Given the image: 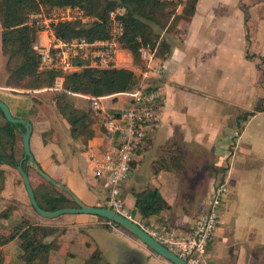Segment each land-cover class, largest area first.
Instances as JSON below:
<instances>
[{
  "label": "crops",
  "instance_id": "obj_1",
  "mask_svg": "<svg viewBox=\"0 0 264 264\" xmlns=\"http://www.w3.org/2000/svg\"><path fill=\"white\" fill-rule=\"evenodd\" d=\"M206 1L199 0L190 21H181L174 31L161 34L171 52L166 60L158 59L152 66L162 67L161 75L153 74L145 82H153L145 87H155L161 97L157 121L148 128L145 144L136 154L130 178L122 186L123 198L136 215L133 193L158 189L171 210L151 218L149 225L186 234L209 210L217 185L226 183L220 223L207 248L205 264H264V77L258 59L252 58H264V54L251 49L252 40L263 38L256 37L255 25L248 28L253 19H246L247 14L254 19L264 15V1L219 0L212 10ZM231 9H236L232 20L226 16ZM234 22L239 23L244 44L237 42L231 48L228 38L232 33L226 26ZM209 28L211 40L204 39L203 34ZM248 29L251 42L245 45ZM253 62L259 69H251ZM50 92L33 96H47L51 101ZM71 97L91 103L86 96ZM27 98L0 86V100L12 115L32 123L31 150L45 173L66 185L85 205L104 207L106 190L96 177L88 152L101 155L112 145L104 119L128 109L131 100L124 97L128 101L119 108L104 101L117 104L122 96L102 98L101 113L93 125L95 137L84 145L72 140L66 120H52V115L38 113L34 109L37 104ZM42 104L39 108L45 107ZM247 113L253 115L246 117ZM236 132L240 136L233 139ZM0 170V212L15 206L21 209V219L27 217L47 226L33 209L23 180L13 169L1 166ZM15 210L11 208L8 220ZM59 219L60 223L53 226L65 232L57 239L62 246L51 253L50 264H84L90 254L78 255L72 251L75 246L86 251L99 249L103 264H172L125 229L99 217L64 215ZM13 243L2 248L8 261L22 255L14 246L6 252Z\"/></svg>",
  "mask_w": 264,
  "mask_h": 264
},
{
  "label": "trees",
  "instance_id": "obj_2",
  "mask_svg": "<svg viewBox=\"0 0 264 264\" xmlns=\"http://www.w3.org/2000/svg\"><path fill=\"white\" fill-rule=\"evenodd\" d=\"M199 0H0V42L3 56L6 58V87L16 94L32 96L36 92L49 90L54 86L57 76H64V88L53 93V100L59 114L70 126L72 140L87 145L95 137L94 123L99 117L91 108L82 110L70 102L71 95L89 98H104L136 90L142 83V76L148 71L147 63L142 60L140 48L144 44L155 45L164 31H174L181 21H190L196 13ZM58 7H78L89 23L75 22L61 24L56 28L59 39L69 41L73 38H86L89 41L108 38L109 14L118 7L127 9L124 18L125 35L120 42V49L132 57L136 73L132 69L83 68L80 71L62 74L58 71H39L40 57L33 50L39 42L40 31L28 25L29 17L42 9L50 12ZM181 10L180 13L178 11ZM170 45L161 40L157 57L166 60L170 55ZM81 64V63H79ZM253 115L247 113L246 117ZM0 168L10 164L17 168L15 161L18 141L21 140L24 127L9 123L0 109ZM26 170V163L23 165ZM1 175V170H0ZM33 186L39 206L47 212L66 208H77L70 195L47 183L43 178ZM2 180L0 177V190ZM135 213L147 225L153 217L161 215L171 207L156 188L134 192ZM10 209L0 212V264H50L52 252L59 251L62 244L57 243L64 230L33 223L27 217L13 227L5 228ZM101 221L120 226L99 218ZM11 228L4 235L3 231ZM15 242L22 251L18 259L7 260L2 248ZM94 251L84 264H103L99 249ZM69 256L74 257L73 254Z\"/></svg>",
  "mask_w": 264,
  "mask_h": 264
},
{
  "label": "built area",
  "instance_id": "obj_3",
  "mask_svg": "<svg viewBox=\"0 0 264 264\" xmlns=\"http://www.w3.org/2000/svg\"><path fill=\"white\" fill-rule=\"evenodd\" d=\"M127 9L118 7L109 14L108 38L89 41L86 38L61 40L56 35V28L61 24L75 22L89 23L84 12L78 7H58L50 12L41 10L29 17L28 25L40 31L46 39V45L39 42L33 50L40 57L39 71H58L69 74L83 68L111 69L119 66L120 42L125 35L124 18ZM160 42L144 44L140 48L143 61L147 63L148 71L142 76V83L136 90L118 94L131 100L130 107L120 114L104 119V128L113 139L112 145L101 155L89 151L88 157L96 167V177L100 179L106 190L104 207L114 210L122 217L137 224L148 235L163 247L174 253L188 264H205L207 248L215 237L221 219V209L224 205L227 185L219 183L207 213L194 226L190 233L156 227L145 224L126 205L122 186L129 180L137 152L144 146L146 133L157 121V110L160 94L155 87H145V82L153 74L161 75L163 68H152L158 60L157 53ZM81 63V64H79ZM134 71L139 73V69ZM65 78L57 76L51 92L64 88ZM91 109L97 117L101 113L102 98H90ZM236 132L233 139H237Z\"/></svg>",
  "mask_w": 264,
  "mask_h": 264
},
{
  "label": "rangeland",
  "instance_id": "obj_4",
  "mask_svg": "<svg viewBox=\"0 0 264 264\" xmlns=\"http://www.w3.org/2000/svg\"><path fill=\"white\" fill-rule=\"evenodd\" d=\"M204 1H206V0H204ZM206 2L208 3V8H210L212 10L219 3V0H214V1L213 0H209V1H206ZM235 10L236 9L229 10V14L226 15V16H229V18L232 20V18L235 17V12H234ZM241 14H243V16L246 15L245 12H243V11H241ZM246 16H247L246 17L247 20H251V18L253 19L252 20L253 22L251 21L250 24L248 23V28L251 27L253 29L254 28V25H255V29L257 28L256 29V31H257L256 32V37H258L260 35L261 38H263L261 41H258L259 39L257 40L256 38H255V41L252 40V43H251L252 44V47H251V49L252 50L259 49L264 54V15H262V14L260 15L259 14L258 18H255V19L250 14H247ZM237 24H239V23L234 22V23H231V24H229V25L226 26V28H229L230 32L232 33L229 36V38H228V44L231 45V48L233 46L236 47L237 46V42L240 43V45H243L244 44V37L242 36V33L239 30V26ZM210 31L211 30L209 28L207 31L203 32L204 39H207V38H209L210 40L213 39ZM247 33H249V36H248V38L245 37V45H247V43H250L251 42V38H250L251 35H250L249 29H248V32ZM0 34H1V24H0ZM260 36H259V38H260ZM161 40L162 39H160L158 42H161ZM40 41H41V44L43 46L46 45V39H45L44 35H41ZM119 56H120V59H119V65L120 66H124V67H127V69H132V70L135 69L134 66H133L132 57H131V55L129 53L121 50L119 52ZM252 58H257L258 59V61H259L258 67L263 71V77H264V62L262 61V60H264V58H262L260 55L253 56ZM6 61H7L6 58L3 56L2 44L0 42V86L6 85V80H7V76H8L7 75V71H6ZM253 63H254L253 64V67L251 69H255V68L257 69L258 67H256L255 62H253ZM149 83H153V82L148 81L145 84L150 85ZM263 83H264V78H263ZM50 93L53 94L54 92H50ZM14 94H16V93H14ZM33 95L32 96H29L30 98H27V99L28 100L29 99H32V101L35 102V104H37V105H35L34 109L37 110L38 113H42L46 117H49V116L52 115L51 118H50L52 120H55V118L57 117L58 119H61L62 121H65V119L57 111L56 106H55V102H54L53 98H51V101H50L49 98H47V96L44 97L42 95L39 99H37V98H34ZM124 101H128V99L127 98H124V97L119 98L117 100V104L116 103L115 104L111 103V100H106V101H104V103L107 106H109V107L115 106V107H119L120 108L121 105H122V103ZM70 102L74 106H76L77 108L82 109V110H88L89 107L91 108V103L88 102L87 100L83 99V98H80V97H70ZM42 103H44V106L45 107L44 108H39V106H41L39 104H42ZM260 105H261V103H260ZM43 111H44V113H43ZM59 117H61V118H59ZM2 122H3V120H2V118H0V123H2ZM56 127L59 130H61V131L64 129L60 123H57ZM21 155H22V145H21V140H19L18 141V144H17V152H16V155H15V161L16 162L20 163V161L22 160ZM2 166L3 167H7L9 169H13L14 175H16V177H18L20 180H22L21 175L15 170V168L13 166H11L10 164H2ZM3 169L4 168H2V171H3ZM28 174H29V177H30V179L32 181L33 186H37L39 183L42 182L41 177L34 170L30 169ZM5 176H6V173L4 172L3 175L1 176L2 179H3V181H4V183L6 182ZM220 183H222V182H220ZM7 208H9L10 210H11V208L13 210H15V209L16 210L14 212H12V215H11L10 220H8V221H6V222L3 223V226L5 228H7L8 226L13 227L14 225L18 224L21 221V215H20V210L21 209H19V208L17 209L15 206H11V207L8 206ZM59 218L58 219H54V220H47V219L41 218L42 219L41 221L47 223L48 224L47 226H49V227H55L56 228V226H53V225H58L60 223L61 219H59ZM59 229H61V228H59ZM10 230H11V228H9L8 230L3 231L4 232L3 234L4 235L8 234L10 232ZM13 246L17 248V252L22 253L21 252V249L19 248V246H18L17 243L11 244V246L6 249V252L7 253L8 252H11L10 249L13 248ZM72 251L75 252V253H77L78 255H81V254L83 255L85 253H88V254L91 255L94 250L93 249H89L88 251H86V249H82V247L75 246L72 249Z\"/></svg>",
  "mask_w": 264,
  "mask_h": 264
},
{
  "label": "water",
  "instance_id": "obj_5",
  "mask_svg": "<svg viewBox=\"0 0 264 264\" xmlns=\"http://www.w3.org/2000/svg\"><path fill=\"white\" fill-rule=\"evenodd\" d=\"M0 109L9 123L16 126H22L25 129V131H23L22 128H19V132L22 134V139H23L24 156L17 167V171L22 177L23 183L25 185L33 209L37 212V214L40 217L48 220H53L64 215H92L102 219H106L120 226L121 228L125 229L132 235H134L144 245L149 247L151 250H153L162 258L170 261L172 264H188L184 260L177 257L174 253L170 252L168 249L163 247L161 244H159L143 229H141L137 224L122 217L112 209L105 207H89L85 205L66 185L57 182L47 173H45V171L37 163L31 150V137L33 134L32 123L28 120L14 117L10 111V108L1 100H0ZM24 163H26V170L23 167ZM29 168H32L34 171H36V173L41 178H43L47 183L51 184L54 187H57L61 191L70 195L71 198L75 201L77 208H66L55 212L44 211L37 202L35 191L28 174Z\"/></svg>",
  "mask_w": 264,
  "mask_h": 264
}]
</instances>
